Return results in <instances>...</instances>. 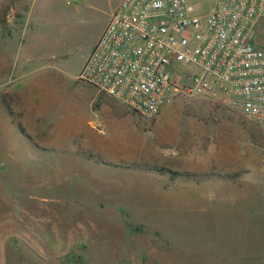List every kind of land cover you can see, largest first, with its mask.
<instances>
[{
	"label": "rangeland",
	"instance_id": "rangeland-1",
	"mask_svg": "<svg viewBox=\"0 0 264 264\" xmlns=\"http://www.w3.org/2000/svg\"><path fill=\"white\" fill-rule=\"evenodd\" d=\"M67 1L0 0V264H264L258 126L200 97L146 120L98 96L76 75L120 0ZM89 103L98 142L52 141Z\"/></svg>",
	"mask_w": 264,
	"mask_h": 264
},
{
	"label": "built area",
	"instance_id": "built-area-1",
	"mask_svg": "<svg viewBox=\"0 0 264 264\" xmlns=\"http://www.w3.org/2000/svg\"><path fill=\"white\" fill-rule=\"evenodd\" d=\"M206 1L120 0L76 80L146 120L200 97L264 138V0Z\"/></svg>",
	"mask_w": 264,
	"mask_h": 264
},
{
	"label": "crops",
	"instance_id": "crops-1",
	"mask_svg": "<svg viewBox=\"0 0 264 264\" xmlns=\"http://www.w3.org/2000/svg\"><path fill=\"white\" fill-rule=\"evenodd\" d=\"M101 96L102 94H98V96ZM88 106L85 107H81V111H86L87 113L90 112L92 113L93 119L91 121H89V123L87 125L82 124L80 121H76V119L72 118V117H68V125H60V127L52 132V141L55 142H69L70 141V137L74 136L75 134L79 135V136H83L85 137L86 141H92V142H98L99 140V131L95 128L96 126L100 125V124H104V118H101V116L95 112V110H98V105L95 106V109L93 106H91V103L87 104ZM88 110V111H87ZM99 111V110H98ZM81 112V115L79 116V118L82 119V115H84V113ZM35 117H38V115H35ZM14 124V121H13ZM16 126V125H15ZM48 127V126H46ZM76 127V132H75V128ZM58 137H63V138H58ZM91 137V138H90ZM92 156V155H90Z\"/></svg>",
	"mask_w": 264,
	"mask_h": 264
},
{
	"label": "trees",
	"instance_id": "trees-1",
	"mask_svg": "<svg viewBox=\"0 0 264 264\" xmlns=\"http://www.w3.org/2000/svg\"><path fill=\"white\" fill-rule=\"evenodd\" d=\"M16 125L18 126V128H19L20 130H22V131H23V129L21 128V126H20V124H19V123H17ZM88 157H89L88 159H90V157H91V159H92V160H95L94 158H92V156H88ZM91 159H90V160H91Z\"/></svg>",
	"mask_w": 264,
	"mask_h": 264
}]
</instances>
